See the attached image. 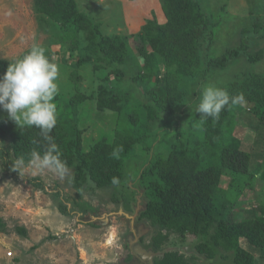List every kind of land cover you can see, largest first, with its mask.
Listing matches in <instances>:
<instances>
[{
  "label": "rangeland",
  "instance_id": "obj_1",
  "mask_svg": "<svg viewBox=\"0 0 264 264\" xmlns=\"http://www.w3.org/2000/svg\"><path fill=\"white\" fill-rule=\"evenodd\" d=\"M75 1L81 11H87L100 25L104 35L126 40L127 57L122 65L115 66L122 71L121 79L111 73V68L95 72L90 64L74 65L85 43L80 44L79 51L70 54L68 46L40 27L32 0H0V61L10 63L22 57L34 43L46 50L45 54L58 66V94L54 98L57 120L67 132H81L83 151L98 141L112 144L127 135L138 143L122 160V177L118 183L104 188H95L90 182L76 188L72 168H67L62 179L47 169L35 170L33 174L30 161L24 163L20 173L7 170L0 159V219L5 226L0 232V264H135L138 256L154 264L168 253L182 256L187 264H234L231 251L217 248L212 256L199 254L195 246L205 243L202 236L159 229L143 213L151 200L149 184L156 178L152 168L155 160L165 159L181 143L191 149L204 142L201 114L195 112L202 87L215 84L228 90L232 83L251 73L264 79V29L258 36L253 27L264 23L262 0H198L214 25L212 43L208 50L205 45L201 49L203 59L197 76L179 82L182 100L154 121L146 119L143 108L150 99L148 91L154 86V79L135 80L143 64L136 47L147 21L165 22L162 0ZM243 29L250 30L246 35H249L248 51L251 54L262 51V59L251 63L241 55L224 70L206 71L211 58L239 46ZM3 74L0 72V77ZM101 86L116 96L119 111H99L92 99L77 107L69 105V98L76 92L95 98ZM248 106L244 104L234 113L235 135L244 144H253L257 121ZM134 114H138L136 123L130 120ZM7 116L0 109V125ZM260 145H252L247 175L221 179L222 188L227 190L222 200L235 207L238 220L264 215L261 214L264 154ZM0 146L7 148L8 159L15 164L8 135ZM230 179H233L232 187H228ZM140 199L144 206L140 204L141 209H134L133 205L139 204ZM20 228L24 235L17 232ZM136 229L141 233L134 238L131 232ZM158 234L164 240L155 249L152 239ZM240 245L246 248L245 243ZM254 256L256 264L263 263L259 253Z\"/></svg>",
  "mask_w": 264,
  "mask_h": 264
},
{
  "label": "trees",
  "instance_id": "obj_2",
  "mask_svg": "<svg viewBox=\"0 0 264 264\" xmlns=\"http://www.w3.org/2000/svg\"><path fill=\"white\" fill-rule=\"evenodd\" d=\"M262 2L264 4V0ZM32 3L40 27L58 37L63 45L68 46L70 54L79 51L80 44L85 43L83 52L74 65L81 67L90 64L95 72L111 68V73L118 80L123 77L122 71L115 66L122 65L129 52L125 39L117 35H104L100 25L87 11H81L75 0H32ZM161 3L165 22L158 24L153 20L147 21L142 27L136 47L143 64L135 80L154 79V86L148 91L150 99L143 107L149 121L158 119L160 114L182 100L179 82L197 76L203 59L200 56L201 49L205 45L208 50L214 27L198 0H162ZM253 27L254 32L260 36L264 23L262 26L254 24ZM57 31L62 35L59 36ZM249 32L248 29L241 31L243 37L239 46L226 50L219 57L211 58L206 63V71L224 70L241 55L246 56L251 63L260 61L262 51L254 54L248 51L249 35H246ZM47 56L49 57L48 54ZM49 59L51 60L50 57ZM8 64L0 61V72L5 73ZM75 87L78 89L77 82ZM227 91L231 95L243 93L245 96L248 109L257 121L253 144H244L235 135L237 126L234 113L243 108V105L226 106L219 119L200 117L204 142L191 149L181 143L165 159H157L152 165L156 178L149 184L148 195L151 200L143 217L159 229L179 235L188 233L202 236L205 243L195 246L199 254L212 256L217 248H222L225 252L231 251L234 264H256L254 253L257 252L264 264V215L238 220L234 213L235 207L222 200L227 190L221 186L222 177L249 173L251 152L254 149L252 145L261 143L264 154L263 76L255 73L243 76L242 81L232 83ZM91 99L95 101L99 111L120 110L116 96L103 86L99 87L95 98L76 92L68 103L71 107H77ZM137 115L130 116L133 123L138 122ZM7 135L15 162L23 158L27 163L33 150L42 154L47 147L40 129L19 127L8 116L0 125V141L3 142ZM50 135L67 168L74 169L76 188L87 182L92 183L95 188L114 185L113 178L119 181L122 177V160L132 146L138 143V140L127 135L112 144L98 141L88 151H83L81 132H67L58 120ZM117 149L122 150L114 154ZM8 158L9 151L0 146L2 166L13 170L15 164ZM232 185L233 179H230L228 187ZM261 214H264L263 210ZM3 230L5 226L0 219V232ZM17 232L24 235L21 228ZM208 234L211 237L208 238ZM163 240L164 237L160 234L154 236L152 246L159 249ZM241 242L246 244V248L240 245ZM154 264L187 263L182 256L168 253L156 259Z\"/></svg>",
  "mask_w": 264,
  "mask_h": 264
},
{
  "label": "clouds",
  "instance_id": "obj_3",
  "mask_svg": "<svg viewBox=\"0 0 264 264\" xmlns=\"http://www.w3.org/2000/svg\"><path fill=\"white\" fill-rule=\"evenodd\" d=\"M39 44L19 58L10 62L0 77V109L8 113V119L19 127L40 129L47 147L41 152L33 150L30 154V166L34 170L45 169L64 178L68 169L61 159V153L50 133L57 123V106L54 98L58 94V66L45 54ZM243 93L231 95L226 88L215 84H205L198 97L195 112L201 118L219 119L226 106L244 105ZM2 143V142H0ZM122 149L114 150V154ZM24 159L16 161L14 171L20 173ZM113 183L118 181L113 178Z\"/></svg>",
  "mask_w": 264,
  "mask_h": 264
},
{
  "label": "flooded vegetation",
  "instance_id": "obj_4",
  "mask_svg": "<svg viewBox=\"0 0 264 264\" xmlns=\"http://www.w3.org/2000/svg\"><path fill=\"white\" fill-rule=\"evenodd\" d=\"M137 189H138V188H137ZM140 201H141V199L139 200V202H140ZM140 204H143V206H144V203H143V202H140L139 204L137 203V205H133L134 209H141L142 206H141ZM139 205H140V208H138ZM131 233H132L131 236L135 238V237L139 236V234H140L141 232H140V230L136 229V230H132ZM144 259H146L144 256H141V257L138 256L137 259L135 260V261H136L135 264H148L149 261H148V263H147V261H145ZM147 260H148V259H147Z\"/></svg>",
  "mask_w": 264,
  "mask_h": 264
},
{
  "label": "water",
  "instance_id": "obj_5",
  "mask_svg": "<svg viewBox=\"0 0 264 264\" xmlns=\"http://www.w3.org/2000/svg\"><path fill=\"white\" fill-rule=\"evenodd\" d=\"M149 264H152L151 261L149 262Z\"/></svg>",
  "mask_w": 264,
  "mask_h": 264
},
{
  "label": "bare ground",
  "instance_id": "obj_6",
  "mask_svg": "<svg viewBox=\"0 0 264 264\" xmlns=\"http://www.w3.org/2000/svg\"><path fill=\"white\" fill-rule=\"evenodd\" d=\"M112 238V237H111Z\"/></svg>",
  "mask_w": 264,
  "mask_h": 264
}]
</instances>
